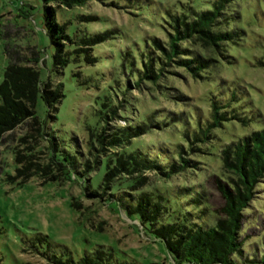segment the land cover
<instances>
[{
  "label": "rangeland",
  "instance_id": "1",
  "mask_svg": "<svg viewBox=\"0 0 264 264\" xmlns=\"http://www.w3.org/2000/svg\"><path fill=\"white\" fill-rule=\"evenodd\" d=\"M211 1L93 0L84 6H60L56 9V19L59 23L69 21L66 28L69 34H73L76 28L89 33L107 28L117 31L93 47V54L97 57L95 64H86L83 59L71 60L62 74L56 75L52 71L54 47L44 31L42 0H0V82L9 59L18 67L38 66L41 80L61 81L63 85L64 96L57 104L55 118L51 109L48 116L44 100L40 95L37 97L36 115L47 133L44 136L47 140L43 138L41 145H48L54 135L61 149L81 161L84 158L89 160L91 168L96 157L103 155L98 168L89 173L90 179L86 182H81L75 171L77 181L43 182L35 175L22 185H15L5 180V175L13 173L15 168L13 155L6 148L16 143L24 125H17L2 135L0 264H52L46 258L50 255L63 259L71 256L77 260L97 245L110 247L122 264L173 263L164 244L150 232H143L135 216L127 218L115 200L106 203L109 190H100L101 196L85 193L83 186L86 184L98 189L106 169L107 155L120 149L108 143L101 144L91 135L103 125L105 97L122 109V104L126 105L121 115L130 121L133 119V124L144 120L145 115L155 108L163 112L158 119H166L169 122L167 127L151 129L132 139L123 150L140 148L164 165L171 161L168 151L173 145H187L184 131L197 129L199 123H205L209 118L211 95L220 99L234 97L231 106L247 122L226 120L214 128V137L207 143L210 150L201 146V151H209V154L191 156L200 160L199 168L175 174L168 181L156 177L151 171L145 172L149 182L163 187L170 195H173L174 188L192 187L178 192L182 201H189L202 190L210 210L222 206L223 197L216 184L221 177L218 170L220 147L264 126V68L257 64V60L264 56V0L230 2L226 10L232 15L228 28L241 30L243 34L240 41L227 45L228 58H219L207 78L194 79L183 68L167 67L175 71L174 74L164 72L165 77L157 84L147 78L139 81L142 55L147 58L153 50L152 37H165L166 11L179 12L182 5L187 4L196 10H204L211 7ZM78 15L91 17L85 21ZM6 48L9 50L7 54ZM78 70L80 75L75 74ZM128 119L116 116L108 122L109 125H126ZM91 138L92 152L88 154ZM42 149L46 151V148ZM129 184V180L114 182L112 190L116 192L118 186L126 189ZM257 191L245 210L242 236L247 235V238L243 242L245 258L241 264H264V178L258 183ZM72 198L78 207L72 205ZM37 233L48 235V239L39 242Z\"/></svg>",
  "mask_w": 264,
  "mask_h": 264
},
{
  "label": "trees",
  "instance_id": "2",
  "mask_svg": "<svg viewBox=\"0 0 264 264\" xmlns=\"http://www.w3.org/2000/svg\"><path fill=\"white\" fill-rule=\"evenodd\" d=\"M91 1L93 0H42L44 31L54 47L52 71L56 75L62 74L71 60L83 59L86 64H95L97 57L93 54V47L111 38L117 31L115 28H107L89 33L76 28L73 34H69L66 29L69 21H57L58 7L84 6ZM231 1L212 0L211 7L204 10H196L188 4L182 5L183 9L179 12L168 9L163 22L165 37H152L153 50L147 58L142 55L139 81L147 78L157 84L160 78L165 77L164 72L174 74L175 71H170L167 67L183 68L194 79L207 78V74L216 68L219 58H228L227 45L240 41L243 34L241 30L228 28L232 15L226 10ZM78 16L85 21L91 17ZM5 51L6 54L9 53L7 48ZM257 64L264 68V56L257 60ZM75 74L80 75L81 71L78 70ZM62 87L61 81L54 83L51 80H41L38 66L18 67L8 59L0 82V139L5 132L17 125L23 124L24 128L17 135L16 143L6 148L11 151L15 163L13 173L5 175L7 182L22 185L35 175L43 182L77 181L73 174L75 171L78 172L76 177L79 176L81 182H86L90 179L89 173L101 163L103 155L96 157L91 168L89 160L84 158L82 162L77 156L61 149V144L54 135H51L48 145H41L47 133L36 115L37 97L40 95L44 100L48 116L51 109L54 113L52 117L55 118L57 104L64 96ZM233 100L234 97L220 99L211 95L209 118L205 123H199L197 129L184 131L187 145H173L172 150L168 151L171 153V161L166 165L140 148L123 150L132 139L145 135L151 129H162L169 125L166 119H158V116L164 114L157 108L146 114L144 120L133 124V119L130 121L128 117L121 115V110H126V105L122 104V109L105 97L103 125L96 133H91L95 141L118 146L120 149L113 155H107L106 169L98 189L86 184L83 186L85 193L101 196L98 193L100 190H109L106 192V203L115 200L127 218L135 216L143 232H150L164 244L172 264H241L245 258L243 242L247 235L242 236V226L245 210L256 197L257 185L264 178V126L220 147L218 170L221 177L216 180V184L223 197V204L219 209L210 210L202 190L189 201H182L178 192L191 190L192 187L174 188L173 195H170L163 187L149 182L148 175L145 174L151 171L156 177L168 181L175 174L199 168L200 160L191 156L209 154V151L203 153L201 146L209 148L207 143L214 137V128L226 120L239 119L243 123L247 122L231 106ZM116 116L128 119L129 123L109 125L108 121ZM174 119L175 116L172 120ZM92 139L88 154L92 152ZM122 180L130 181L128 187L120 189L118 186L117 191H113V183ZM72 205L78 207L74 198ZM1 233L0 227V235ZM36 237L39 242L48 239V235L42 233H37ZM46 258L52 264H122L114 256L112 249L105 245H97L77 260L71 256L63 259L50 255ZM247 260L250 261L248 258Z\"/></svg>",
  "mask_w": 264,
  "mask_h": 264
}]
</instances>
